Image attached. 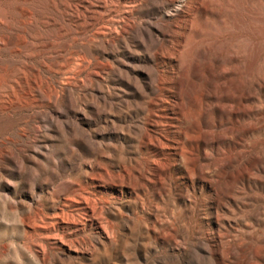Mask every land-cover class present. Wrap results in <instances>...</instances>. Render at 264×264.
Returning a JSON list of instances; mask_svg holds the SVG:
<instances>
[{
  "label": "rangeland",
  "instance_id": "374dc122",
  "mask_svg": "<svg viewBox=\"0 0 264 264\" xmlns=\"http://www.w3.org/2000/svg\"><path fill=\"white\" fill-rule=\"evenodd\" d=\"M170 1H141L129 19L115 25L117 35L102 36L97 34L101 22L84 29L75 23V1L0 0V17L9 12L19 18L11 29L0 23V31L20 41L17 50L3 47L0 61L21 69L12 71L14 88L0 90L4 110H0V264H264V242L249 251V263L220 259L216 202L208 184L195 180L192 188L179 178L178 168L164 171L171 173V180L154 165L146 169L151 154L163 158L161 153L169 152L159 148L158 141L174 140L175 129L165 116L178 108L177 90L161 92L160 73L175 82L183 78L174 73V62L155 52L161 42L172 47L180 40L169 24L179 17L168 15L184 16L192 6L191 0ZM23 6L35 20L22 12ZM177 7L180 11L174 12ZM61 25L66 31L60 30ZM37 34L42 38H33ZM254 38L264 44L263 36ZM181 59L186 61L185 54ZM260 95L264 100V88ZM249 116L260 119L264 108ZM254 122L259 129L251 133L252 144L245 147L253 174L248 179L250 190L238 197L244 203L264 205V121ZM224 144L239 148L245 143L237 138ZM126 164L148 171L151 182L146 184L147 195L137 192L139 198L127 188L122 196L103 190L107 202L99 205L115 223L112 243L87 229L78 234L84 241L69 251L40 235L36 226L41 218L62 206L59 191L78 189L90 183L91 175L109 181ZM217 182L214 176L212 187H218ZM189 199L196 206L194 221L200 227H181L176 233L166 210L172 203L186 209ZM221 224L230 226L222 219ZM230 238L222 241L238 242L237 237ZM39 247L45 250L43 255ZM226 248L223 244L224 256Z\"/></svg>",
  "mask_w": 264,
  "mask_h": 264
},
{
  "label": "bare ground",
  "instance_id": "6f19581e",
  "mask_svg": "<svg viewBox=\"0 0 264 264\" xmlns=\"http://www.w3.org/2000/svg\"><path fill=\"white\" fill-rule=\"evenodd\" d=\"M69 1H75L77 4L74 20L78 26L84 29L88 25L94 27L101 22L103 26L98 28L97 34L108 36L118 34L115 25L129 19L137 4L143 0ZM176 1L171 0L170 4ZM191 2V8L184 16L173 15L174 13L168 15L169 18L179 17L169 22L175 28L172 33L180 35L178 44L166 47L164 42H161L155 51L162 58L174 62V73L182 74L183 78L180 82H175L160 73L157 82L163 87L158 89L161 92H171V88L177 90L178 108L171 109L170 115L165 116L169 127L175 129L174 140L158 141L159 148L168 149L169 152L161 153L163 158L157 157L159 153L151 154L147 159L146 169L150 170L151 165L159 172L178 168L179 178L190 182L192 188L195 180L208 184L216 202L215 224L220 239L217 254L222 260L232 257L249 263V251L253 250L256 244L264 242V230L261 228L264 221L261 219V216H264V205L244 203L238 195L250 190L248 179L253 174L245 147L250 146L251 133L259 129L254 121H264V116L260 119L249 116L250 112L264 108V100L260 95V90L264 88V44L262 40L254 38L264 37V0ZM21 10L25 15H30V21L35 20L32 11L24 6ZM179 11L177 7L174 12ZM18 19L6 12L0 17V23L11 29ZM60 30L66 31L63 25ZM160 35L165 37L166 33L161 31ZM33 38L42 37L37 34ZM19 43L15 35L0 31V51L3 47L17 50ZM182 54L186 56L184 62L181 59ZM15 70L21 69H12L0 61V90L7 86L14 88L12 71ZM34 75L32 82L37 85L38 79ZM23 79L27 81L25 76ZM167 84L170 87H164ZM161 102L164 103V99H161ZM237 138L245 144L239 145V148H230L224 144L227 140ZM259 139L261 136H257V140ZM151 140L148 135V141ZM141 168L130 164L122 165L120 170L113 173L112 178L107 169H104L110 176L109 181H103L100 175H91L90 183L80 185L78 189L59 191L57 197H62L63 200L61 208L54 214L45 215L40 223L36 222L39 223L36 228L41 231L40 235L55 240L60 246H66L69 251L75 248L76 244L79 245L80 241H84V237L78 234L87 229H94L102 239L110 243L115 223L104 216V208L99 205L100 202H107L102 196L103 190H115L117 195L122 196L123 188H127L130 190L129 194L134 193L137 198L141 196L137 193L139 191H144V195H147L149 191L146 184L151 182V178L147 176L149 172L145 169L144 173ZM168 172L164 173L167 179L171 180V173ZM214 176L218 177V187L211 185ZM227 200H232L235 205ZM189 201V204L185 205L186 209L172 203L166 210L173 220L171 228L176 233L181 227L185 230L188 226L191 229L200 227L196 226L194 221V200ZM220 208L225 210L221 211ZM221 219L230 226L221 224ZM230 237H237L238 242L222 241V238ZM223 244L227 247L226 256L221 252ZM39 248L40 255H43L45 250Z\"/></svg>",
  "mask_w": 264,
  "mask_h": 264
}]
</instances>
